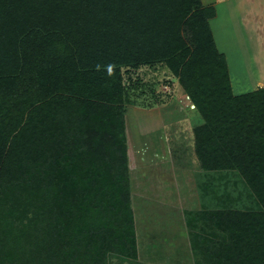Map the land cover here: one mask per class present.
I'll return each mask as SVG.
<instances>
[{"label":"trees","instance_id":"trees-1","mask_svg":"<svg viewBox=\"0 0 264 264\" xmlns=\"http://www.w3.org/2000/svg\"><path fill=\"white\" fill-rule=\"evenodd\" d=\"M215 13L201 0H0V264L137 261L124 74L156 64L201 119L194 263L264 264V86L233 92Z\"/></svg>","mask_w":264,"mask_h":264},{"label":"rangeland","instance_id":"rangeland-1","mask_svg":"<svg viewBox=\"0 0 264 264\" xmlns=\"http://www.w3.org/2000/svg\"><path fill=\"white\" fill-rule=\"evenodd\" d=\"M241 59L229 64L236 92H244L242 85L249 83L237 79L257 75L251 58ZM124 76L129 94L125 123L131 205L138 244L137 261L126 264H195L191 232L199 228V222L189 215V223L187 211L202 203L192 132L200 115L164 65H143ZM215 183L214 189H220ZM216 193L208 204L221 196ZM119 262L110 259V264Z\"/></svg>","mask_w":264,"mask_h":264},{"label":"crops","instance_id":"crops-1","mask_svg":"<svg viewBox=\"0 0 264 264\" xmlns=\"http://www.w3.org/2000/svg\"><path fill=\"white\" fill-rule=\"evenodd\" d=\"M201 1L204 5L215 7L216 13L209 19V24L218 50L226 57L233 92L242 93L236 92L239 90L235 89L230 72L229 64L230 62L232 64L234 58L238 60L242 58L240 61H243L244 57L251 58V63L256 68L257 75L252 79L248 75H245L246 79L241 77L237 79V82H249L242 85L244 92L256 89V85L264 86V0ZM241 49L247 51L240 54L237 51ZM249 52L252 54L250 57ZM252 83H255L254 86Z\"/></svg>","mask_w":264,"mask_h":264}]
</instances>
